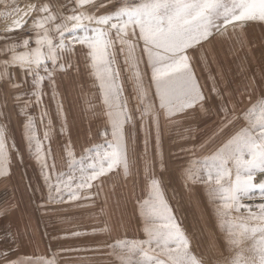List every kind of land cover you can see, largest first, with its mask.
Listing matches in <instances>:
<instances>
[{
  "label": "snow or ice",
  "instance_id": "6c2138e0",
  "mask_svg": "<svg viewBox=\"0 0 264 264\" xmlns=\"http://www.w3.org/2000/svg\"><path fill=\"white\" fill-rule=\"evenodd\" d=\"M0 5L11 19L0 34V179L14 178V163L27 169L28 160L39 181H29L15 201H0V264H57L55 257L17 254L25 244L38 245L25 196L41 216L92 207L101 197L106 205V185L115 177L127 182L138 163L148 193L136 208L143 239L112 238L104 217L99 230H62L49 238L107 236L82 250L107 249L108 264H264V35L259 77L251 70L248 39L257 25L264 32V0ZM10 99L22 118L19 141ZM78 117L101 121L102 138L79 153L73 140ZM174 128L182 131L168 142L179 147H169L166 156L165 135ZM157 169L180 180L177 204L184 199L199 208L203 198L206 251L199 250L201 234L189 232L167 198Z\"/></svg>",
  "mask_w": 264,
  "mask_h": 264
},
{
  "label": "rangeland",
  "instance_id": "374dc122",
  "mask_svg": "<svg viewBox=\"0 0 264 264\" xmlns=\"http://www.w3.org/2000/svg\"><path fill=\"white\" fill-rule=\"evenodd\" d=\"M9 3L12 0H8ZM17 4L21 7L28 3H35L36 0H15ZM54 2H60V0H54ZM10 9H6L3 5H0V34H2L6 27L11 23V19L8 18V12ZM26 35V34H25ZM264 35L261 27L257 25L251 30L248 37L249 47L251 49V56L249 58L251 63V70L255 73L257 77L261 74L260 65V43L261 36ZM242 55V54H241ZM235 57L229 55L227 58V64L229 69L234 71L236 69V64L233 63ZM85 81L83 77L81 78V84ZM79 103H83V98H78ZM9 110L11 112V127L12 135L15 136L16 140L19 141L22 133L21 117L16 115V110L12 108L11 99L9 101ZM38 116V113H34ZM71 119V117H70ZM54 123L55 117H54ZM101 123L99 120L89 121L86 118L77 119L76 129L73 130V140L75 144L76 152H81L83 147L88 146L93 141L99 142L102 138L97 134V127ZM186 126V125H184ZM58 127V124H57ZM91 127L92 135L89 137L88 128ZM38 133L42 136L43 128L37 122ZM182 131V128H174L172 133L165 135V152L167 156V150L172 147L175 150L179 147V144H169V139L178 140V133ZM60 141L53 143V149L56 154L57 165H61L63 151L60 147ZM142 151V145L137 147V153ZM33 161L26 160L28 165L27 169L24 166L14 163L13 174L14 178L7 181L0 179V201L13 200L19 197L20 192H22L29 181L32 184H37V173L33 171L32 165ZM134 172L138 174L130 177L127 182H125L122 177H115L113 182L106 185L105 193H111L108 203L104 205L103 197L99 198L95 205L92 207L85 208H73L69 211H58L52 212L49 215L41 216L40 211L35 209V205L28 202L25 196L24 202L28 206V213L31 217V228L35 234L38 245L25 244L17 253L21 258L25 256H43L45 259H52L55 257L57 264H95V258L103 255L104 259L100 264H108V257L106 256L107 249L103 253H93L91 251H83L86 246L97 243L98 241L109 239L107 236L100 237H87L80 240H55L50 239L49 234L63 235L62 230H73L77 228H82L84 230L90 231L91 228H96L97 230L104 227L102 222V217L107 218L112 226L111 236L114 239H143L142 226L138 220V213L136 211L137 201L140 198H147L146 181L143 174L142 164L138 163ZM155 175L161 179L162 185L165 189V193L169 201L177 209V214L180 215L184 220L185 227L189 232L196 231L198 234L202 228L201 212L205 210V204L203 198H201L200 207L196 208L191 203L186 200H180L179 204L175 197L177 193L183 196V191L181 189V182L176 175L171 172L161 173L159 169L156 170ZM259 179V177H257ZM133 180L135 181V186H133ZM175 190V191H174ZM197 194L200 193V186H196ZM248 202V201H246ZM103 206V211H101ZM54 207V206H50ZM66 207V206H65ZM120 219V226L117 227L116 221ZM74 221L75 223H71ZM209 224H211V218H209ZM202 238V251H206L208 240L201 234ZM75 248L78 251L64 252L58 251L60 248Z\"/></svg>",
  "mask_w": 264,
  "mask_h": 264
}]
</instances>
